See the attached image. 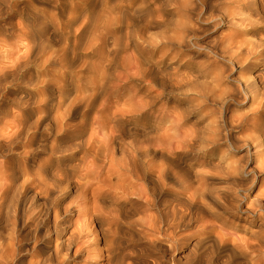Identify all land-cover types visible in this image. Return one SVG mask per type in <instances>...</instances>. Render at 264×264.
<instances>
[{"label": "bare ground", "instance_id": "obj_1", "mask_svg": "<svg viewBox=\"0 0 264 264\" xmlns=\"http://www.w3.org/2000/svg\"><path fill=\"white\" fill-rule=\"evenodd\" d=\"M147 1H142L141 8L135 10L146 13L148 20L144 19L143 29L135 32L136 35L128 34V38H136L133 61L121 62L117 57L121 51V39L115 35L114 73L105 75L107 72L104 71L103 74L128 81L133 76L139 77L140 62L137 56L140 55H144L149 63L157 61L160 69L167 65V61H176L175 71L193 65L192 59L184 62L179 59L183 49L189 50L191 55L207 57L209 63L203 64L196 71L192 69V73L183 75L180 82L173 80L167 83L172 85V91L176 90L174 95L181 96L182 88L186 90L192 82H202V88L194 90L195 99L202 101L197 107L215 104L221 113L219 125L210 137H204L202 133L193 130L183 132L180 129L182 117L186 110L195 108L192 100L186 101V105L181 107L174 101L168 111L163 107L155 109L164 91L154 95L149 85L146 103L140 115L156 114L164 122L171 121V113L176 112L172 121L175 122L172 129L174 135L161 137L162 144L158 149L143 150V155L138 151L134 155L124 154L121 159L109 157L111 165L107 174L118 175L119 184L123 187L122 195L130 204V209H139L146 214L154 208L159 210L161 219L157 220L160 223L148 215L151 219L144 222L147 231L142 233L149 238L159 235L160 239L155 237L157 242L163 243L167 250L186 247L193 256L192 264H264V190L252 199L246 196L241 198L238 192L233 193L226 187L230 180L235 182L240 174L248 175L244 168L233 169L232 163H229L236 149L232 141L239 132L244 136L243 140L238 141L241 142L239 149L244 150L246 155H254L255 160L258 158L253 171L264 172V36H255L258 28L254 26L258 21L253 19V15H256L264 24V3L261 0H214L221 6V15L209 17L211 29L215 31L218 25L225 22L231 31L219 42L204 49L199 45L203 30L191 28L187 23H181L174 36L164 38L167 42L163 39L156 41L151 30L157 29L155 27L162 23L161 9L157 2L155 12L160 15L156 18L149 12L151 4H147ZM210 1L181 0L177 9L172 11H182L185 16L187 13H197L199 16L208 8ZM16 2L1 0L0 15L16 10ZM70 9L71 12L62 16L63 19H75L77 13L74 7ZM114 19L116 25L122 23L120 16ZM56 21L54 18L53 23ZM46 29L37 28L36 33ZM63 29L57 28L56 32L63 35ZM19 32L25 36L24 43L0 52L2 57H8L13 68L6 70L7 67L0 63V81L3 76L41 57L44 66L53 61L64 64L62 67L66 69L73 66L67 47L57 51L47 46L39 48L35 46L33 35L29 36L22 28ZM241 33H247L248 38L241 40ZM37 34L34 33V36ZM0 45L7 47V41L0 40ZM154 51L157 53H150ZM231 73L238 76L231 78ZM65 77L67 74L63 72L57 79L54 77L52 81L43 82L44 91L58 89L56 98L19 95L18 100L23 103L20 110L10 111L0 107V264H22L25 258L27 250H22L21 242L15 235L19 213L10 204L12 199H16L19 204L18 193L27 195L28 192H31L28 199L21 202L22 216L26 213L22 224L34 227L35 231L40 228L45 231L42 236L44 243L39 248L42 257L29 260L28 264H99L100 259L111 261L115 258L113 248L99 239L103 233L99 216L94 213L84 214L87 223L74 228L72 217L82 212V209L80 205L69 207L64 204V199L76 192L83 199V208L93 206V200L84 201V197L92 190L95 182L102 183L96 171L97 157L110 154V150L114 153L116 149L117 125H111L105 115L108 110L101 103L111 81H93L90 84L94 89L80 92L78 87V93L72 94L75 92V79L72 77L67 81ZM160 84L163 88L165 83ZM248 106L250 113H245L243 107ZM97 107L99 116L93 117L91 114ZM224 110L225 118L222 113ZM77 113L83 116V121L71 125L69 122ZM7 118L10 120L6 121ZM85 134L89 135L86 141L76 142ZM220 147H225V151L217 155ZM190 155L193 157L189 165L192 173L182 169L179 174L176 169H181V159L187 158L188 161ZM209 155L215 159L206 160ZM91 156L94 160L86 163V159ZM74 161L77 162L75 165L72 164ZM209 161H216L219 169L228 171L219 188H215L213 177L202 169ZM148 177L153 180H148ZM166 180H172L182 195L172 203L169 201L162 212L164 202L161 196L168 192L165 191ZM42 200L44 202H40ZM247 202L248 205L243 207ZM90 217L93 219L89 220ZM111 223L108 221L109 225ZM51 234L55 235L52 241L48 237ZM66 234H69L68 237H65ZM70 237L73 242L76 240V244L68 241ZM153 241L156 242V239ZM222 253L225 254L223 261L216 256Z\"/></svg>", "mask_w": 264, "mask_h": 264}, {"label": "rangeland", "instance_id": "obj_2", "mask_svg": "<svg viewBox=\"0 0 264 264\" xmlns=\"http://www.w3.org/2000/svg\"><path fill=\"white\" fill-rule=\"evenodd\" d=\"M16 1L18 6L16 10H9L6 14L0 15V40L5 39L7 41V47L5 46L3 48L2 45H0V52H6L7 49L24 43L25 36L19 32V29L22 28L29 36L33 35L35 46H47L52 51L67 47V52L70 55L73 66L66 69L62 67L64 64L58 61L47 63V65L44 66L42 64L44 60L42 57L38 58L36 61H33L34 59L29 61L28 65L14 72L12 71L13 73L11 72L1 78L0 107L2 106L4 109L10 111L20 110L23 103L18 100L19 95H29L30 97L36 96L48 99L56 98L58 96V89L52 88L44 91L43 82L52 81L54 77L57 79L63 72L67 74V77H65L67 81L72 77L75 79L73 85L75 92H71L72 94L78 93V87L81 89L80 92L94 89L90 84L93 81L97 83L104 79L111 81L109 89L103 96L101 103H104V106H106L108 110V113L105 115L109 119L111 125H117L116 149L114 153L110 150V154L105 153L97 157L98 166L96 171L99 173L102 183L95 182L92 190L84 197V201L88 199L93 200V206L83 208V199L78 196L76 192H72L68 198L64 199V204L66 206L74 207L80 205L82 209V212L79 214L76 213L72 217L74 228L83 226L87 223L88 220L84 217V214L94 213L99 216V219L102 221L103 229V233L99 235V239L103 240L105 245L108 244L112 247L114 250L113 254H115L113 260L105 261L104 259H100L99 264H192L191 258L193 256L189 254L186 247L181 250H167L165 245H162L163 243L157 242L158 240L155 237L160 239L159 235L149 238V236L142 233V231H147L144 227V222L148 218L151 219L152 217V220L154 218L153 221L156 220L157 223H160V221L157 220L161 219V217H159V210L154 208L150 210L149 214H146L140 212L139 209H130V204L122 195L123 187L119 184L118 175L112 174L109 176L107 172L111 165L109 157L121 159L125 156L124 154L134 155L138 151L139 154L143 155V150L146 151V149H150L154 151V149H158V146L162 144L160 142L161 137L168 138L174 135L172 129H174L175 122L172 121L176 112L171 113V121L165 120L164 122H161L156 114L150 116L140 115L143 113L149 85L153 88L154 95L164 91L155 109L158 107L161 109V107H163L168 111L174 101L179 103L181 107L186 105V101L192 100L195 108L185 111L180 128L183 132L193 130L198 134L202 133L204 137H210L212 135L214 129L219 125L221 113H219L218 107L212 103H209L207 106L205 105L206 107H197L202 101L195 99L196 95L194 90L202 88V82H192L188 85L186 90L182 88L180 92L183 93V95L181 96L178 94L174 95L173 93L176 90L172 91V85L167 83L173 80L180 82L183 75H190L192 69L196 71L203 64L206 65L209 63V59L201 55H191L189 50L183 49L181 52L183 54L179 59L183 62L192 59L193 65L190 67H181L175 71L174 63L176 61H167V65L160 69L157 61H151L149 63L144 59V55H140L137 56V60L140 62L139 72L141 75L139 77L133 76L129 81L125 79L117 80V77H113L114 75L105 76L111 75V73L113 74L116 66V63H114L116 60L114 36L117 35L121 39V51L117 57L121 62H132L133 50L136 47L134 46V40L136 38H134V40L133 36L128 38V34L131 33L136 35L135 32L143 29L142 25L146 18V13L143 11L136 12L135 10L141 8L142 1L144 0ZM179 1L181 0L147 1V4H151L149 12L153 13L156 18H158L160 13L162 16L161 25L155 27L157 29L151 30V34L155 35L154 38L156 41L163 39L167 42L164 38L174 36V32L177 31V28H180L179 25L181 23H187L188 25L190 24L191 28H201L203 30V38L199 41V45L204 49L209 48V46L213 45L215 42H219L229 30L231 31V27H226L228 24H225V22L218 25L217 30L213 31V29H211L212 23L209 21V17H220L221 15V6L216 4L214 0L208 3V8L206 10L204 9L199 16L196 15L197 13H187L185 16L182 11H172V9H177ZM157 2L161 9L159 15L155 12ZM261 2L264 3V0H261ZM70 7H74L77 13L75 19L72 21L62 18V16L68 15L71 12ZM118 16L121 17L122 22L119 26L115 24L114 19ZM54 18L57 19L55 23H53ZM253 19L258 21V24L254 26L258 28V33L255 34V36H264V24L262 20H259V17L256 15H253ZM146 20H148V18H146ZM43 21L46 23H42ZM37 28L47 29L37 34ZM57 28H64L63 35L56 32ZM117 28H119L118 31ZM34 33L37 35L34 36ZM246 35L247 33H241V40H246L248 38ZM127 45L129 47L128 51ZM167 47H164L165 50ZM22 51L25 52V49L23 48ZM150 53H157V51ZM0 63L7 67L6 70L13 69L11 68L12 63H10V60L6 56L2 57L0 55ZM122 67L123 64L121 63L120 68ZM104 71L107 72L105 75L103 74ZM230 76L231 78H235L238 74L234 73L232 75L231 73ZM162 82L165 83L163 84V88L160 84ZM235 92L236 94L238 93L237 91ZM167 98H169V100H167ZM97 109L98 107L95 109V112H92L91 115H93V117L99 116ZM243 109L246 111L245 113H250L249 106L247 108L243 107ZM222 113L225 118L226 111L224 110ZM9 120L10 118L6 119V121ZM82 121L83 116L77 113L71 118L69 123L71 125H76ZM88 134L81 136L76 142L82 140L86 141L89 137ZM236 136L237 138H234L232 141L236 149L233 151V157L229 163H232L231 168L233 169L235 167L244 168L248 175L244 173L240 174L235 182L230 180V184L228 186L226 185V187L232 190L233 193L238 192L241 198L246 196L253 199L264 190V172H260L259 170H257V172L253 171L254 167H256L258 158L255 160L254 155L251 153L246 155L244 150L239 149L241 145L239 143L241 142L238 141L243 140L244 136L242 132H239ZM74 139L72 140L75 141ZM224 151L225 147H220L216 154L219 155V152ZM150 154L152 153H149V155ZM258 157L260 158V156ZM213 158L215 159L213 155L206 156V160ZM172 159L173 158H171V161ZM188 159V161L187 158L181 159V162H183L182 167L181 169H176L179 174L182 169L191 172L189 170V165L193 157L190 155ZM92 160H94L93 156L87 158L85 162L90 163ZM76 163V161L72 162L73 165ZM202 169L204 172H207L209 176L213 177L212 181L215 188H219L223 185L221 180L227 177L226 173L228 171L219 169L216 165V161L214 163L210 161L207 162L206 166ZM148 180L152 181L153 179L148 177ZM165 184H167L165 191H168L165 194L168 196L165 194L161 196L164 202L162 205V212L166 209L169 201L172 203L175 199H180L182 195L179 190H176V186L172 180H166ZM222 188L223 187H221V189ZM18 194L19 204L15 201L16 199L13 201L11 198L10 205L12 209H17L19 213V218L16 220L17 230L15 235H17L21 242L22 250H27L22 264H28L29 260L34 261L42 257L39 248L42 243H44V238L42 239V236L45 231L42 228L35 231L34 227L30 228L22 224V220L25 219L26 213L22 216L21 202L24 203L31 192H28L27 195ZM129 195L131 198L133 197L132 194ZM40 202H44V200ZM10 205L7 204V206ZM247 205L248 202L243 204V207ZM163 218L165 219V217ZM53 219L54 217L51 220L52 223L54 222ZM92 219V217L89 218V220ZM12 220L13 219H11V221ZM108 221L112 223L109 225ZM95 228L98 229L97 224H95ZM68 235L69 234H66L65 237H68ZM48 237L50 241H52L55 235L51 234ZM154 239H156V242L153 241ZM68 241L76 244V240L73 242L71 237ZM216 256L221 257V261L225 260L223 258V256H225L224 253Z\"/></svg>", "mask_w": 264, "mask_h": 264}]
</instances>
